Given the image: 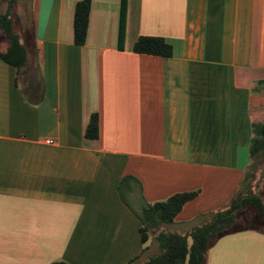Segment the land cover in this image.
Segmentation results:
<instances>
[{"label":"crops","instance_id":"obj_1","mask_svg":"<svg viewBox=\"0 0 264 264\" xmlns=\"http://www.w3.org/2000/svg\"><path fill=\"white\" fill-rule=\"evenodd\" d=\"M77 1L22 0L23 73L0 59V264H129L147 248L134 211L198 190L170 224L184 234L224 209L264 123V0H127L121 43L120 0H91L75 45ZM140 36L172 55L134 52ZM206 264H264V223L217 238Z\"/></svg>","mask_w":264,"mask_h":264},{"label":"trees","instance_id":"obj_2","mask_svg":"<svg viewBox=\"0 0 264 264\" xmlns=\"http://www.w3.org/2000/svg\"><path fill=\"white\" fill-rule=\"evenodd\" d=\"M91 0H79L75 3L73 12V43L83 45L86 39L88 16ZM18 0H5V11L0 13V39L7 43L5 52L0 53V59L16 68L21 75L27 61V50L20 42L19 35L14 31L13 18L11 16L14 6ZM127 0H120L119 18V43L124 36V24ZM136 53L150 54L169 57L172 55V47L163 38L156 36H140L133 44ZM264 84V80L262 81ZM254 134L250 143L251 163L244 174V181L238 191L231 198L224 209L200 215V222L184 234L168 231L158 232L156 240L159 251L146 259L134 263L140 255L129 264H206L209 248L220 236L238 230V215L251 209L254 211L257 228L264 223V194L262 190H256L257 175L252 161L264 151V123L254 125ZM86 139L98 137V116L96 113L90 115L84 131ZM264 164V152L262 153ZM131 176H124L118 185L121 194L123 185H126ZM256 179V180H255ZM255 187V188H254ZM198 190L174 193L167 199L154 203H143L140 211H134L140 221V234L142 244L148 240L150 230L158 229L164 224H171L175 216L180 212L183 205L195 198ZM126 202L127 201L123 198ZM129 206V205H128ZM51 264H66L61 261Z\"/></svg>","mask_w":264,"mask_h":264},{"label":"rangeland","instance_id":"obj_3","mask_svg":"<svg viewBox=\"0 0 264 264\" xmlns=\"http://www.w3.org/2000/svg\"><path fill=\"white\" fill-rule=\"evenodd\" d=\"M18 4H16L14 6V10L12 11L11 13V16L13 18V28H14V31L16 33H20L21 32V25L19 24V22H23L24 23L28 20H30V10H29V7L26 5L25 6V9H23L20 5L22 3V0H18ZM30 0H28L29 2ZM29 10V11H27ZM4 11H5V7H4ZM19 15V18L20 20L18 21L16 19V16ZM18 18V19H19ZM27 24V23H26ZM257 124H260V123H256L255 125ZM264 151H262L263 153ZM262 153L259 154V156L252 161V165H253V168L254 170L257 172L258 174V178H257V183H256V188L255 189H259L261 190L262 186H263V183H264V164H263V161H262ZM126 199L136 208L137 205L135 204V199L132 197V196H129L127 193H124ZM246 213V212H245ZM251 214V215H250ZM238 226L240 227H256L258 224H257V220H256V217L254 215V211L249 209L247 210V213L246 214H241L238 215ZM172 230H176L178 232H180L179 230L181 229H175V228H172L170 224H164L162 225L160 228L158 229H154V230H150L149 231V235H148V240H147V248H145V250L143 251V253L140 255V257L134 261V263H137V262H140L144 259H146L147 257L149 256H152L154 254H156L159 249H158V244H157V240H156V235L158 232H168V231H172ZM133 263V264H134Z\"/></svg>","mask_w":264,"mask_h":264},{"label":"built area","instance_id":"obj_4","mask_svg":"<svg viewBox=\"0 0 264 264\" xmlns=\"http://www.w3.org/2000/svg\"><path fill=\"white\" fill-rule=\"evenodd\" d=\"M47 142H49V143H52V141H50V140H49V141H47Z\"/></svg>","mask_w":264,"mask_h":264}]
</instances>
